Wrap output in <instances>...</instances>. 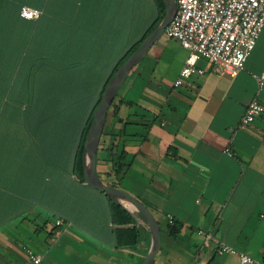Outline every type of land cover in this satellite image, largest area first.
Here are the masks:
<instances>
[{"label":"crops","instance_id":"crops-1","mask_svg":"<svg viewBox=\"0 0 264 264\" xmlns=\"http://www.w3.org/2000/svg\"><path fill=\"white\" fill-rule=\"evenodd\" d=\"M31 8L41 15L29 22L34 31L24 46L36 45L35 67L42 64L48 76L68 78L63 101L71 103L63 108L70 109L86 107L72 105L80 90L87 93L85 100L96 102L105 79L160 14L154 0H36ZM187 56L177 40L163 34L118 90L115 105L122 123H114L116 115L109 112L106 127L126 131L128 166L120 189L158 222L160 247L153 264H241L236 256L218 255L219 243L264 261V86L256 80L264 74V28L245 69L235 77L214 73L200 59L197 67L204 74H192L175 88ZM9 76L0 69V120L6 110L19 111L27 99L60 108L52 94L34 101L32 89L12 99L4 81ZM253 100L262 105V113L240 129ZM58 123L65 121L53 125ZM144 124L150 127L142 141ZM3 129L0 264H25L23 247L40 254L42 264H142L150 246L146 229L135 248L110 244L100 220L60 196L56 169L43 165L37 150H8V130ZM109 141L103 138L99 145ZM101 169L110 171L107 165ZM64 210L67 223L60 213ZM173 224L179 226L176 234L168 230ZM199 231L211 232L212 239Z\"/></svg>","mask_w":264,"mask_h":264},{"label":"trees","instance_id":"trees-1","mask_svg":"<svg viewBox=\"0 0 264 264\" xmlns=\"http://www.w3.org/2000/svg\"><path fill=\"white\" fill-rule=\"evenodd\" d=\"M160 10V14L155 22L150 26L141 40L132 46L129 51L119 60L113 68L111 74L105 79L98 97L92 108L73 128L68 129L65 126L58 124L52 125L49 128L48 121L40 118L33 122L32 126L27 120V114L30 110L47 109L40 106L39 103L28 102V105H23L19 109L20 119L23 118V130L20 135L25 139L22 143V148L29 150H37L41 155L43 165L53 166L56 169L58 192L62 198L76 203L77 206L84 207L90 212L94 219L100 220V228L104 225L108 229L110 236V244L115 247H137L143 235V228L136 225L130 214L121 206H118L112 199L107 197L103 192L96 191L86 185L83 172V146L87 132L92 124L94 112L100 102L101 95L112 76L115 74L118 67L139 47L140 43L159 25L161 22L165 7L161 0H154ZM36 0H0V69L6 71L12 66L13 72H19V66L25 65L29 70L26 76L29 77V72L35 69V57H29V46H24V39L29 42L34 31L33 25L20 16V11L23 6L30 8L35 7ZM34 9V8H32ZM24 32V33H23ZM14 53L15 57L12 59ZM15 76V75H14ZM11 77L15 82V77ZM17 77V76H16ZM7 78V77H5ZM10 77L7 78V80ZM10 84V83H8ZM14 85V83H12ZM7 85V84H6ZM14 87V86H13ZM28 100V99H27ZM115 100L112 102L106 117V122L101 140L110 137L109 143L105 147L99 145L97 153V174L98 177L115 188H120L121 183L127 172V152L124 148L122 140L126 135L125 127L118 129H108L106 123L109 112H113L114 123L121 124L122 120L117 118V105ZM131 105V103H128ZM50 115V114H48ZM157 119L155 116L153 120ZM46 121V122H45ZM69 123V122H68ZM126 123V122H125ZM66 124V123H64ZM71 125V124H69ZM128 125L127 123L124 125ZM146 127L145 135L142 137L144 141L147 137V132L150 125L144 124ZM53 134L55 136H50ZM52 139V140H51ZM21 148V149H22ZM21 162V160H20ZM101 165H107L109 172L102 171ZM74 190H73V189ZM63 199V200H64ZM89 200L94 203L93 209L90 208ZM65 201V200H64ZM98 208V209H97ZM63 221L68 222V212L65 210L60 212ZM125 227V228H117ZM179 226L177 224L169 225L170 234H176Z\"/></svg>","mask_w":264,"mask_h":264},{"label":"built area","instance_id":"built-area-1","mask_svg":"<svg viewBox=\"0 0 264 264\" xmlns=\"http://www.w3.org/2000/svg\"><path fill=\"white\" fill-rule=\"evenodd\" d=\"M176 13L167 25L164 35L177 40L188 52L185 66L175 88L182 79L192 74L203 75L197 62L204 59L211 64L218 75L237 76L245 69V63L264 28V0H175ZM41 13L23 6L20 16L25 20H36ZM259 87L264 86V74L256 77ZM262 105L253 100L241 118L238 127L245 129L262 113ZM169 219L172 218L169 216ZM63 224L62 220L57 226ZM206 240L212 239V233L198 232ZM25 264H42V256L29 247H23ZM217 254L236 256L241 264H264L234 248L219 243ZM49 264H55L50 262Z\"/></svg>","mask_w":264,"mask_h":264},{"label":"water","instance_id":"water-1","mask_svg":"<svg viewBox=\"0 0 264 264\" xmlns=\"http://www.w3.org/2000/svg\"><path fill=\"white\" fill-rule=\"evenodd\" d=\"M165 7L159 25L140 43L139 47L118 67L107 83L100 102L94 112L92 124L87 132L83 146V172L86 185L103 192L118 206L124 208L135 221L136 225L146 229L150 235V246L142 264H153L160 247V228L153 214L129 193L103 182L97 174V153L103 134L108 110L118 90L125 82L132 69L146 56L152 45L163 34L176 13L175 0H161ZM138 214V215H137ZM123 228V227H118Z\"/></svg>","mask_w":264,"mask_h":264},{"label":"rangeland","instance_id":"rangeland-1","mask_svg":"<svg viewBox=\"0 0 264 264\" xmlns=\"http://www.w3.org/2000/svg\"><path fill=\"white\" fill-rule=\"evenodd\" d=\"M49 48V47H47ZM36 45L33 44L30 48H29V57H33L36 56ZM12 55V59L15 57L14 53H10ZM48 58H50V56L48 55ZM44 64H48L47 61H43ZM40 65V64H39ZM49 65V64H48ZM29 70V68L25 67V65H23L21 67V72L20 74H16L13 72L12 66L7 70V73L10 74V78L7 80V78H5V84L10 83L11 86V96L12 99L13 97H17V99H20V95L23 93V91L26 89L27 92L30 91V89L33 90L34 94H32L33 96V100H37V96L41 95V96H45V97H51V94L53 96H56L59 98V101L57 103V105H59L60 108L58 109H42V110H29L27 114V120L30 123V125L32 126L33 122H36L39 117L45 119V117L47 118L46 120L48 121V126L49 128L52 129V125L55 122V120H60L63 119V121H65L66 124L64 123H58V125H63L70 129L69 133L71 132V128L74 127V125H77V121L81 120L87 113L88 111L92 108V106L94 105V102L92 101L93 99H87V93H85L83 90H80L79 92L74 93L75 96V101L72 105H84L86 106L84 109H70L68 108H63L64 106H66L67 104H70L69 101H63L64 97H68V78L65 77H56V76H51V74H49V76L47 75L46 71L47 69L43 68L42 64L39 67H35L34 71L29 72V77L26 76L27 71ZM52 72V71H51ZM50 72V73H51ZM15 75V76H14ZM15 77V82L12 80L11 77ZM17 76V77H16ZM14 83V85L12 84ZM14 86V87H13ZM71 87V86H70ZM36 90H39L40 93L35 92ZM27 96H29V94H27ZM72 97V95H71ZM74 99V98H72ZM28 102H31L29 99L25 100V102H22L23 105H28ZM52 114V116H48V114ZM11 118V123H9L7 121V119ZM23 118L20 119V114L18 112V110H13L12 108V112L11 114H9V110L5 111L4 114V118L0 120V124L2 125V123H4V121L6 122V124H4L5 126V130L3 128H1L0 125V131L5 132V135L8 137V139L5 141V147L8 150H22V143L26 145V141H24L25 139L20 135L21 131L23 130L24 124L22 123ZM68 121H70L68 123ZM8 122V123H7ZM46 122V121H45ZM71 124V125H69ZM70 135V134H69ZM50 136H55L53 134H50ZM52 140V139H51ZM90 203V208L93 209V207L95 206L94 203L92 202V200H89ZM98 209V208H97Z\"/></svg>","mask_w":264,"mask_h":264}]
</instances>
